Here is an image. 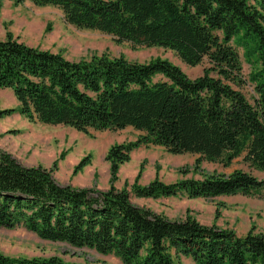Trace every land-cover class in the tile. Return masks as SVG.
Listing matches in <instances>:
<instances>
[{
	"label": "trees",
	"instance_id": "1",
	"mask_svg": "<svg viewBox=\"0 0 264 264\" xmlns=\"http://www.w3.org/2000/svg\"><path fill=\"white\" fill-rule=\"evenodd\" d=\"M31 1L59 7L77 27L172 49L190 66L208 58L210 66L191 78L162 57L138 62L102 54L73 60L7 33L0 40V88L14 91L30 120L84 132L134 127L142 134L108 150L112 185L106 190L62 184L52 170L0 151V228L23 227L45 240L113 253L124 264H179L182 255L196 264H264L263 233L239 235L192 215L172 219L114 186L131 153L150 145L199 154L198 166L206 159L227 167L243 156L264 171V1L260 6L248 0ZM237 46L252 67V99L239 88L245 81ZM12 111L0 109V116ZM87 163L84 157L77 168ZM132 192L154 198L255 196L264 192V179L235 169L170 183L155 178L135 183ZM0 264L83 263L0 251Z\"/></svg>",
	"mask_w": 264,
	"mask_h": 264
},
{
	"label": "rangeland",
	"instance_id": "2",
	"mask_svg": "<svg viewBox=\"0 0 264 264\" xmlns=\"http://www.w3.org/2000/svg\"><path fill=\"white\" fill-rule=\"evenodd\" d=\"M259 5L264 0H248ZM11 32L20 41L43 49L60 52L73 60L90 59L94 55L125 56L138 62L162 57L179 66L189 77L196 78L210 66L208 58L190 66L172 49L161 46H142L119 41L112 34L70 24L62 11L54 5H37L31 0L17 3L3 0L0 8V40ZM242 62L244 85L239 88L249 99L255 95L249 81L252 71L244 50L237 46ZM19 102L11 88H0V109H13L0 116V151L11 153L20 163L42 165L52 170L62 184L76 187H111L110 162L106 155L110 147L137 139L142 134L134 127L119 130H90L89 132L62 124H47L30 120L22 114ZM196 153L172 154L160 145L142 146L131 153L129 161L121 165L114 186L131 192L132 200L169 218L192 215L206 225L216 224L240 234L250 230L264 234V192L260 195L242 194L215 198H190L186 195L138 197L133 185H145L155 178L167 183L183 178H202L214 172L231 173L241 169L264 179V171L252 167L243 156L230 166L202 160ZM84 157L88 163L77 168ZM0 251L12 255H58L66 260L83 264H124L120 257L101 254L89 247H75L65 242L45 240L23 227L0 228ZM179 264H196L191 256H180Z\"/></svg>",
	"mask_w": 264,
	"mask_h": 264
},
{
	"label": "crops",
	"instance_id": "3",
	"mask_svg": "<svg viewBox=\"0 0 264 264\" xmlns=\"http://www.w3.org/2000/svg\"><path fill=\"white\" fill-rule=\"evenodd\" d=\"M254 175V174H253ZM238 233V232H237ZM239 235H245V234H240V233H238Z\"/></svg>",
	"mask_w": 264,
	"mask_h": 264
}]
</instances>
